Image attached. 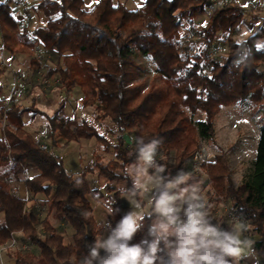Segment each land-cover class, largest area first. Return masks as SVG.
Returning <instances> with one entry per match:
<instances>
[{
    "label": "trees",
    "instance_id": "trees-1",
    "mask_svg": "<svg viewBox=\"0 0 264 264\" xmlns=\"http://www.w3.org/2000/svg\"><path fill=\"white\" fill-rule=\"evenodd\" d=\"M14 1L0 2V41L10 62L19 53L26 55L34 75L46 68L45 77H54L65 93L79 86L81 105L95 109L91 118H80L75 109L69 115L63 98L53 114H45L47 136H38L24 119L27 112L33 119L42 113L37 97L30 105L19 98L7 102L12 93L24 95L23 89L28 96L31 88L15 83L5 96L0 84V244L18 234V242L30 246L6 251L15 264H79L87 245L101 234L88 196L117 200L120 215L125 213L123 193L115 184L126 180L131 187L124 170L135 160L137 136L162 138L157 159L166 175L185 172L200 140L216 146L215 120L221 109L244 101L253 116L260 113L256 120L261 122L251 171L235 186L224 154L215 155L208 171L216 193L259 236L251 248L264 258V54L259 52L264 25L238 42L244 7L230 0L218 6L211 0H145L136 9L126 1L98 0L88 9L84 0H38L32 7L47 21L31 27L16 13ZM207 13L208 20L198 22ZM221 42L228 44L225 52L213 54L222 49ZM36 51L41 54L35 56ZM135 52L156 66L157 78L147 87L135 80L142 68ZM3 72L0 57V77ZM92 137L103 145V153H113L107 160L96 153L90 167L108 180L103 188H91L85 173H70L54 151L58 141L66 145ZM12 182L22 183L29 197L10 191ZM29 200L34 204L27 206ZM120 215L109 219L115 224Z\"/></svg>",
    "mask_w": 264,
    "mask_h": 264
},
{
    "label": "rangeland",
    "instance_id": "rangeland-1",
    "mask_svg": "<svg viewBox=\"0 0 264 264\" xmlns=\"http://www.w3.org/2000/svg\"><path fill=\"white\" fill-rule=\"evenodd\" d=\"M17 1L25 5L23 7H20V10L18 11L24 14V22H29L27 13L28 15H32L33 21L29 22V26L32 27L34 25L46 23L47 18L43 15L42 11H40V14L35 13V8L32 7L33 4H37L38 0H15L13 3H16ZM97 1L98 0H84V6L89 9ZM117 1H126L127 7L129 9H136L137 7L142 5L145 0H114V2ZM211 1L213 5L218 6L220 3H223L224 1L226 2L227 0ZM240 1L246 4L251 1L254 4H252V6L248 5V8L250 9L247 10L248 12L245 13L244 18L238 25V30L235 34V39H237L238 42H240V40L242 39H245L247 35L254 33L259 27L264 24V10L262 9L264 0ZM28 6H30L29 11L26 13L24 11ZM253 10H255V12H259L260 16L253 17V15H251L252 12H254ZM208 16V13L203 14L198 19H201V22H206L208 20ZM186 29L187 27H185V30ZM185 30L182 31L184 34H187V31ZM220 46H222V49H214V54L217 55L221 52L224 53L226 48L228 47V44L226 42H221ZM263 50V46H259V52L262 55L264 54ZM6 52L2 49L0 41V57L4 67L3 75L0 77V84L3 87V93L5 96H8L10 86H12L14 83H18L23 87L31 88L29 92L30 94L28 93V96H25V89H23L24 95L23 93L21 95V91H17L18 93H12L10 95L11 97L9 96L7 97V99L17 100V98H19L22 105H30L33 96L37 97V108H40L42 110V113H39L36 116L31 126L29 125V128L33 133L39 136V134H41L40 132L46 130L47 136V120L45 114H53L54 110L58 108L61 102L60 99L63 98L65 99L66 105L64 108V113L66 112L70 115L75 109L76 114L80 118L92 117L95 109L92 106L83 107L81 105L80 99L83 93L82 89L79 86H76L71 92L65 93L64 90H60V88L58 87V82L54 77H45V74L47 72L46 68L41 69L36 75H34L29 68L28 57L26 55L19 53L18 56H16V58L12 62H10V53ZM39 54H41V52L39 51H36L34 53L35 56H39ZM23 58L24 61H21ZM134 60L142 67L137 72L135 80L142 82L144 86L147 87L150 81L157 78L156 66L149 58L142 56L137 52L134 53ZM262 68H264V66H262ZM157 81L160 82L159 79H157ZM8 100L7 102H9ZM32 115V112H27L25 114V119H29ZM201 115L202 113L200 112L199 116ZM258 115H260L259 112ZM258 115L256 117L253 116L252 108L248 101L230 104L223 107L215 120L216 146L212 147L201 140L199 142L197 150H199L200 148H204L202 149V151L204 152V154H206L207 157L206 160H202L201 169L194 168V157L197 151L187 162V170L185 172L190 174L191 183L199 184V194L205 200H207L209 192L211 193L209 197L210 200H207V204H210L211 201H213L214 203H212L210 206L217 205V203L215 202H218L219 204L225 206V210L226 208L230 207L224 195L217 194L215 191L211 175L208 171L211 160H213L216 154H224L229 166V176L232 181H240L245 174H248L251 171L253 161L256 157V151L261 134V122L258 123L256 120ZM262 121H264V119ZM96 124L99 125L98 122ZM99 127L101 128L100 125ZM101 130L102 132H104L102 128ZM124 138L126 142H128L130 145L132 144V139L129 142V138H127L126 136ZM58 142L60 143L58 147L54 149V151L63 158L65 168L75 176L85 173L86 179L91 188H103L107 182L106 179L99 176L95 170H92L90 168L93 166L95 154L103 153V145L101 143H98L97 138L92 137L89 139H80L78 141L67 143L66 145H62V141ZM103 154L106 155L103 160H107L113 157L112 152ZM128 169L130 170V166ZM140 178L144 181V183L141 185L142 190L139 193V197H141V199L145 201V208L147 209V202L151 190L152 176L142 171L140 173ZM203 183H205V185H203ZM239 184L241 183L239 182ZM125 185H127L126 180L117 182L115 184L116 188H121ZM234 185L238 186L235 183ZM17 187L18 188H16L14 182H12L9 189L10 191L18 193L19 195L23 194L15 191L16 189H18L19 191L22 188V191L24 193L26 192L24 185L19 184V186ZM143 189H148V191H144ZM206 193H208V195ZM125 195L127 194H122L121 202L123 211L127 212L130 210V204L125 198ZM88 197L90 199V204L93 207V212L97 220L102 224L107 217L105 204L110 200L109 197L104 196L98 200L92 198L91 196ZM81 208L83 209L85 214L89 213V210L86 206H81ZM45 209L48 210V205H45ZM227 217L229 216L227 215ZM254 236L256 239L259 237L256 233H254ZM68 239L69 238L67 237L65 241L67 242ZM257 258L259 264H264L263 257L257 256Z\"/></svg>",
    "mask_w": 264,
    "mask_h": 264
},
{
    "label": "clouds",
    "instance_id": "clouds-1",
    "mask_svg": "<svg viewBox=\"0 0 264 264\" xmlns=\"http://www.w3.org/2000/svg\"><path fill=\"white\" fill-rule=\"evenodd\" d=\"M162 142L156 137L135 138V160L124 170L131 187L120 188L130 210L120 215L117 200L105 204L101 234L87 245L79 264H240L245 250L251 249L252 241L242 238L243 222L229 224L210 212L189 173L165 174L157 159ZM142 171L152 176L147 209L137 198L144 183ZM117 215L120 219L113 224L109 217ZM141 232L142 238L133 243Z\"/></svg>",
    "mask_w": 264,
    "mask_h": 264
},
{
    "label": "crops",
    "instance_id": "crops-1",
    "mask_svg": "<svg viewBox=\"0 0 264 264\" xmlns=\"http://www.w3.org/2000/svg\"><path fill=\"white\" fill-rule=\"evenodd\" d=\"M4 1H6V0H0V2H4ZM230 1H232V2H235V3H239L241 6H243L244 7V14H243V18H244V15H245V13L246 12H248L247 10L248 9H250V8H248V5H251L252 6V4H254V3H252L251 1L249 2V3H243L242 1H240V0H230ZM29 7L30 6H28L26 9H25V11L24 12H28V10H29ZM247 8V9H246ZM262 9L264 10V3H263V5H262ZM35 11V13H38V14H40L41 12L39 11V10H34ZM254 12H252V14L251 15H253V17H258V16H260V13L259 12H255V10H253ZM17 14H18V16H20L21 18H23L24 19V14L22 13H20V12H16ZM44 15V14H43ZM45 16V15H44ZM27 17H28V19H29V22L31 21H33V19H32V15H28V13H27ZM242 18V19H243ZM198 22H201V19H199L198 20ZM264 25V24H263ZM252 34V33H251ZM250 35V34H249ZM248 36V35H247ZM7 53V52H6ZM11 57V56H10ZM21 61H24V58L21 60ZM13 85H15V83L13 84ZM12 85V86H13ZM12 86H10V89L12 88ZM22 94V93H21ZM9 95V94H8ZM62 99H60V101H61ZM33 116V115H32ZM30 117L29 119H25V116H24V119H25V121H26V126H27V128H28V130L30 129L29 127L31 126V124L33 123V121L35 120V118L33 119V117ZM30 125V126H29ZM29 131H31V129L29 130ZM32 132V131H31ZM45 132H46V130H45ZM40 135V134H39ZM127 137V136H126ZM127 138H129V137H127ZM131 141V138H129V142ZM64 161V160H63ZM105 178V177H104ZM106 179V178H105ZM106 181L108 182V180L106 179ZM234 181V183L236 184V185H238L239 184V182L240 183H242V181H243V178L240 180V181H235V180H233ZM107 182H106V184H107ZM14 184H15V187L16 188H18L17 186H19V184H22V183H15L14 182ZM105 184V185H106ZM23 185V184H22ZM104 185V186H105ZM203 185H205V183H203ZM202 185V186H203ZM25 189H26V187H25ZM15 190V189H14ZM15 191H17V192H20V193H22L23 195H20L21 197H24V198H28L29 197V193H28V190L26 189V192L24 193L23 191H22V188L18 191V189H16ZM208 192V191H207ZM27 193V194H26ZM207 195H208V193H206ZM210 192H209V196H208V199L210 200ZM207 199V200H208ZM206 200V201H207ZM208 200V201H209ZM212 203H214L213 201H211V203L208 205V207H209V210H210V212H212L215 216H217V217H219L220 219H222V220H224V221H226L227 223H229V224H233V223H235L236 221H234V220H232V219H230L229 217H227V213H226V210H225V206H223L222 204H219L218 202H215V203H217V205H214V206H210ZM34 204V200L32 201V200H29L28 202H27V206H31V205H33ZM52 219V222H55V219L52 217L51 218ZM243 222V231H242V238H246V239H249L250 241H253V240H256V238H255V236H254V233L253 232H251V231H249L250 230V226L248 225V223L246 222V221H242ZM236 227L239 229L240 227H241V225L240 224H236ZM17 238L19 237V235L17 234V236H16ZM258 239V238H257ZM66 242V241H65ZM69 242V239H68V241L66 242V243H68ZM5 264H15V260L13 259V258H10L9 256H8V254L7 253H5ZM240 264H259L258 263V258H257V255L252 251V248L249 250V249H246L245 250V253L242 255V258H241V260H240Z\"/></svg>",
    "mask_w": 264,
    "mask_h": 264
},
{
    "label": "built area",
    "instance_id": "built-area-1",
    "mask_svg": "<svg viewBox=\"0 0 264 264\" xmlns=\"http://www.w3.org/2000/svg\"><path fill=\"white\" fill-rule=\"evenodd\" d=\"M16 6L18 11L20 10V7H23L25 5H23L21 2L17 1L16 2ZM218 49H221V47H219ZM213 54L215 53L214 50L211 51ZM11 99H9L8 101H10ZM41 136L45 137L46 136V132L42 131L40 132ZM43 147H46L45 143H42ZM202 149L204 148H200L199 150H197L196 154H195V160H194V168L196 169H201V162L202 160H206V154H204V152L202 151ZM206 157V158H205ZM198 159V160H197ZM28 172L26 171V176H28ZM226 213L227 215L234 221L236 220H240V221H246L248 223V221L242 217L241 215L237 214L234 212V210L231 207L226 208ZM249 225V224H248ZM30 246L28 243H19L18 239L16 237H13L10 241H7L3 244H0V264H5V259H4V254L6 253V251L10 248H21V249H28Z\"/></svg>",
    "mask_w": 264,
    "mask_h": 264
}]
</instances>
